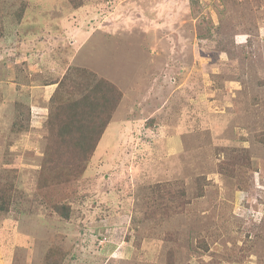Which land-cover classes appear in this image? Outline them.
<instances>
[{
	"label": "rangeland",
	"instance_id": "374dc122",
	"mask_svg": "<svg viewBox=\"0 0 264 264\" xmlns=\"http://www.w3.org/2000/svg\"><path fill=\"white\" fill-rule=\"evenodd\" d=\"M100 79L121 97L64 175ZM0 189V264H264V0H0Z\"/></svg>",
	"mask_w": 264,
	"mask_h": 264
},
{
	"label": "trees",
	"instance_id": "16d2710c",
	"mask_svg": "<svg viewBox=\"0 0 264 264\" xmlns=\"http://www.w3.org/2000/svg\"><path fill=\"white\" fill-rule=\"evenodd\" d=\"M71 72L72 70H70L67 78L71 76ZM101 82L103 85L100 84ZM58 83V85L62 86L64 84V82L62 81H59ZM95 86V94H100V90H102V95L108 96L111 102H102L104 104L103 106L98 102L102 101L101 94L98 99L94 96L91 97L90 100H88L90 97H88L84 92L81 96L74 95V99H72L69 103L70 108L66 109L64 113L59 111L63 107V105H57L54 110L55 114H53L48 120V122L53 123V120L57 113L60 114L61 112L63 115H59V119L57 120V125L63 122L59 125V127L63 129V132L58 136V138L54 137L52 142L53 144L63 143L62 146L65 148L62 153L59 152V158L57 161V166L62 163L60 172L64 175L70 174V171L72 169H69V167L71 165L75 166L77 162L82 163L88 160L90 156H92L93 152L96 150L99 140L101 139L107 128L108 122L112 117V113L116 110L114 102L121 97L120 91L109 80L100 79L99 81L95 82ZM62 96H59L58 99H62ZM65 121H68L67 124H64ZM74 148L79 151L76 157H73V155L71 154ZM161 186V183L157 185L159 191H161L160 189L165 188L164 186L161 188ZM3 195L4 193L0 189V211L6 212L10 210L12 201L11 199H9V196L5 197ZM63 205H66V203H64ZM70 210V207H67L66 211L57 212L62 217L68 219L70 217ZM51 254L52 253H49L47 255L44 264H62V256L54 258L53 256H51Z\"/></svg>",
	"mask_w": 264,
	"mask_h": 264
}]
</instances>
